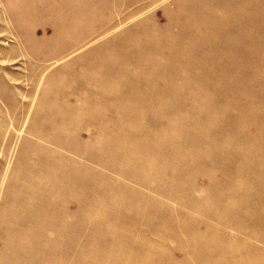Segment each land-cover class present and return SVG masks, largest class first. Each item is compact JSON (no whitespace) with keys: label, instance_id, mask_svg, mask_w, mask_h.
<instances>
[{"label":"rangeland","instance_id":"obj_1","mask_svg":"<svg viewBox=\"0 0 264 264\" xmlns=\"http://www.w3.org/2000/svg\"><path fill=\"white\" fill-rule=\"evenodd\" d=\"M0 264H264V0H0Z\"/></svg>","mask_w":264,"mask_h":264}]
</instances>
